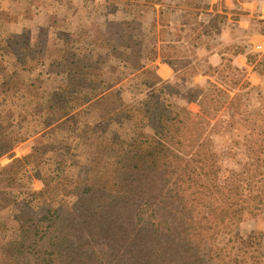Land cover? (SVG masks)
I'll use <instances>...</instances> for the list:
<instances>
[{
  "label": "trees",
  "instance_id": "obj_1",
  "mask_svg": "<svg viewBox=\"0 0 264 264\" xmlns=\"http://www.w3.org/2000/svg\"><path fill=\"white\" fill-rule=\"evenodd\" d=\"M118 3L126 6V13L144 11L145 18L151 13L153 21L166 25L164 0H118L111 12L118 13ZM63 16L50 18L37 33L38 38L45 33L59 36L69 46L58 54L50 53L41 39L38 43L47 55L50 89L38 85V78L23 77L15 70L17 65L10 68L11 62L6 63L0 52V85L6 87L3 100L7 95L18 97L28 117V123H17L11 142L23 141L21 130L33 135L42 127L50 145H33L31 152L14 157L3 172L7 187L21 191L4 201L0 197V213L5 220L18 222L21 233L33 234L25 251H15L4 259L5 264H107L97 249L100 244L109 247L118 264H264L263 243L257 237L262 233L252 230L241 236L237 214L264 208V119L245 125L241 167L223 182L221 153L215 148L210 121L224 106V96L229 97L227 89L210 79L197 87L194 98L200 111L193 112L167 95L168 80L144 65L132 77L130 93L136 99L148 92V98L127 102L115 90L116 83L107 80L106 70L128 68L134 52L148 49L145 37L139 32L122 34L123 24L116 25L115 19L70 22ZM197 28L191 27L195 32ZM151 46L149 62L161 58L178 70L157 44ZM245 52L241 48L234 55ZM226 61V69L245 73L232 57ZM16 62L28 63L22 57ZM130 70L129 76L136 73ZM240 82L242 87L250 85L247 78L236 84ZM23 87L32 89L27 99L20 96ZM180 90L172 91L180 94ZM84 152L89 169L105 177V182L93 184L76 175L72 187L62 189L58 178L79 167ZM36 181L40 189L34 188ZM143 208L151 210V218L139 217ZM4 228H0V243L6 237ZM40 229L47 230L57 246L53 261L32 250L40 246ZM76 238H87V246H74ZM239 241L244 246L241 256L236 253Z\"/></svg>",
  "mask_w": 264,
  "mask_h": 264
},
{
  "label": "rangeland",
  "instance_id": "obj_2",
  "mask_svg": "<svg viewBox=\"0 0 264 264\" xmlns=\"http://www.w3.org/2000/svg\"><path fill=\"white\" fill-rule=\"evenodd\" d=\"M117 1L0 0L1 55L4 56L6 63L11 62L10 68L17 65L15 70L20 72L23 77L30 80L38 78L36 80L38 85L44 89H50L52 83L47 79L45 73L48 65L47 55L44 51L42 52V46L39 47L38 43L42 40L43 45L47 46L50 53H65L69 47L64 40L54 34L47 35L45 33L44 37L43 34L41 38H38V29L46 24L50 18L57 19L59 13L60 18L65 15L70 22H77L81 19L91 22H102L107 19L110 22L109 19H115L116 25L123 24L122 34L139 32L141 37H145V47L148 46L149 49L152 47V43L157 44L158 51L166 53L175 61L178 69L175 76L162 70L161 58L149 62V53L146 49L134 52L135 58L128 63V68L125 70L120 68L112 73V70L107 69V80L116 83L115 90L127 102L136 104V101L148 98V92H142L138 98L133 99L130 93V86L134 83L132 77L136 76L142 66L146 65L161 75L164 80H168L166 83L167 95L180 107L188 108L193 112L200 111V106L194 98L198 96L194 91L197 87L206 84L210 79L227 89L229 97L224 96V106L220 111L214 113L210 121L211 125L214 126L212 139L215 148L217 152L221 153V180L226 182L229 174L232 171H238L241 167L244 157L242 144L245 125L264 119V0H164L163 4L166 9L163 12L166 23L164 27L157 21H153L151 13H146L148 14L147 18L142 17L144 11L142 14L140 12V14H137L138 12L126 13V6L123 4L118 3L120 9L117 14L114 11L111 12V8L117 4ZM156 7L159 9L160 4L158 3ZM53 8L57 10V14ZM160 14L161 12L158 11L157 18ZM185 21H190L191 24L185 25ZM196 26H198L196 32L192 31L191 27ZM203 46L217 47L215 51L225 53L223 54L224 60L219 65L208 68L207 73H214L213 76L209 75L210 77L202 79L201 84L196 86L194 84L197 82L192 81L194 74L200 68L206 67L198 60L205 57L202 55V49L205 48ZM241 48L247 51V55L251 59L249 64L247 59L245 73L226 69L224 67L227 62L226 58H233L234 52ZM20 57L25 58L28 63H17L16 61ZM214 67H218V69L215 70ZM130 69H135L136 73L129 76L128 71H131ZM244 77L249 82L251 81L249 86L242 87V82L236 84L237 81L245 79ZM5 88L0 85V197L3 201L6 197H16L15 195H19L21 190L7 187L4 181L6 175L3 174L4 170H2L1 165L4 164L5 167L14 157L24 156L23 154L28 149L30 150L29 147L32 143L39 147L42 145L50 147L45 142L47 131L42 127H38L39 132L33 135L21 130L20 137L23 141L15 145L11 142L17 134V132L15 133L17 123L22 122V125L28 123L25 120L28 117L21 108V101L18 97L7 95V99L3 100L6 96L3 94ZM12 88L20 89L16 86H12ZM173 89H181L182 91L180 90V94H178L174 93ZM30 93H32V89L23 87L20 96L27 99L30 97ZM233 97V102L229 104ZM230 123L234 125V128H227ZM32 125L37 127L35 122ZM146 132L149 135L153 134L151 129H147ZM237 142L241 145L238 146ZM52 148L62 149L61 147ZM117 153L118 151L115 152V154ZM88 157V154L84 152L81 159L82 164L79 167L69 168L68 171L66 170L61 174L58 180L62 189H70L76 175L87 177L89 182L93 184L105 182V177L89 169V161H86ZM34 188H41L37 181ZM20 197L22 196L20 195ZM71 199L75 205L77 196H72ZM237 214L240 218L239 234L244 237L252 230L261 232L262 235H257V237L263 243L264 248V208L252 211L241 210ZM151 216L149 208H143L139 213L141 219H149ZM3 226L6 237L0 243V264H5L4 259L12 257L15 251L16 253L24 252L27 247L26 240L33 235L30 230L21 233L19 231L21 226L18 222L12 219L5 220L3 214L0 213V228ZM39 233L42 238L40 246L32 248V250L38 257L49 262L53 261L56 257L57 246L47 230L40 229ZM222 240L226 241L225 238ZM73 244L83 248L87 246L88 239L76 238L73 240ZM243 248V243L239 241L236 245L237 255L243 254ZM97 249L107 264H118L112 259L106 244L98 245Z\"/></svg>",
  "mask_w": 264,
  "mask_h": 264
},
{
  "label": "crops",
  "instance_id": "obj_3",
  "mask_svg": "<svg viewBox=\"0 0 264 264\" xmlns=\"http://www.w3.org/2000/svg\"><path fill=\"white\" fill-rule=\"evenodd\" d=\"M246 6V5H245ZM248 11H250V9L247 8ZM200 35V34H198ZM202 37V36H201ZM241 41V40H239ZM244 42V41H243ZM245 43V42H244ZM205 48H201L203 53L202 55H205L204 58H200L198 59L204 66V69H199L198 72H196L192 78V81L195 83L197 82L196 86H199L197 84H201V82L203 81L202 79L204 78H208L210 77L209 74L207 73V70L208 68L212 67V66H217L219 65L223 59V54H225L224 52H219V51H215V49H217V47H214V46H211L210 48H208L207 46H203ZM245 50V49H244ZM201 51V50H200ZM246 51V50H245ZM234 55V54H233ZM233 60H234V63L240 67H245L247 68V51L243 54H238V55H234L233 56ZM162 61V60H161ZM162 65V70L165 72V73H171V75L175 76L176 74V70L174 69V67H172L170 64L168 63H165L162 61V63H160ZM202 65V66H203ZM170 75V76H171ZM161 76V75H160ZM162 77V76H161ZM251 82V81H250ZM256 82H259V81H256ZM258 84V83H257ZM33 145V143H32ZM32 145L29 147L30 150L32 149ZM29 149L27 150V152L23 155H26L28 154V152H31ZM16 157H19V156H16ZM4 165V164H3ZM3 165L2 166V170H5L7 169V165L4 167ZM7 212V211H6ZM4 211V213H6ZM13 220V219H12ZM15 221V220H14Z\"/></svg>",
  "mask_w": 264,
  "mask_h": 264
}]
</instances>
